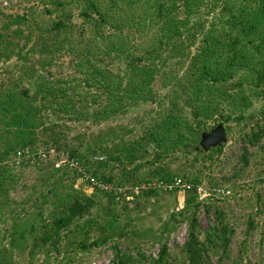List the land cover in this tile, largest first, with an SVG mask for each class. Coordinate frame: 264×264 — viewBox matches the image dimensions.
I'll use <instances>...</instances> for the list:
<instances>
[{
	"label": "trees",
	"instance_id": "1",
	"mask_svg": "<svg viewBox=\"0 0 264 264\" xmlns=\"http://www.w3.org/2000/svg\"><path fill=\"white\" fill-rule=\"evenodd\" d=\"M27 1L21 15L0 10V226L6 238L0 264H9V256L29 241L31 258L42 250L59 254L60 246L84 251L113 242L112 264L140 263L139 241L119 250L120 241L134 236L128 204L138 209L139 200L157 198L163 192L157 185L174 179L202 185L189 169L224 147L200 150L209 124H222L226 133L231 123L253 124L244 137L243 167L248 149L264 146V0H141L148 5L142 15L133 10L139 0H78L77 12L60 0ZM253 99L263 105L258 115L248 116ZM146 105L156 108L138 131L101 129ZM85 124L97 131L77 134L76 147L68 146L67 136ZM38 150L64 154L79 168L56 169L37 158L32 167L31 160L14 164L17 152ZM28 168L46 186L42 203L51 204L46 215L37 213L39 222H22L31 214L15 208L9 197L17 172ZM144 168L148 178L135 177ZM80 178L90 195L73 188ZM204 193L184 194L177 213L188 225L179 248L183 264H210L211 254L222 259L229 253L233 231L219 209L211 233L200 240L197 214ZM159 244L151 264H169L168 245Z\"/></svg>",
	"mask_w": 264,
	"mask_h": 264
},
{
	"label": "rangeland",
	"instance_id": "2",
	"mask_svg": "<svg viewBox=\"0 0 264 264\" xmlns=\"http://www.w3.org/2000/svg\"><path fill=\"white\" fill-rule=\"evenodd\" d=\"M66 4L73 12L78 11V0H60ZM153 1V0H150ZM20 3V4H19ZM6 4V6H4ZM30 5L27 0H0V10L4 13L12 15H21L26 7ZM133 10L139 15H142L143 8H148V5H143L141 0L133 2ZM75 23L80 25L81 21L74 19ZM1 24V22H0ZM86 38L91 39V32L87 29L84 31ZM144 37L151 34L150 30L143 31ZM65 62V61H64ZM14 64V60L9 64ZM62 70L66 72L68 64L65 62ZM2 65H0V69ZM58 72V70H55ZM159 85V83H158ZM159 91L162 95L164 91ZM263 103L253 99L252 109L247 114H259ZM155 106L146 105L142 108L135 109L127 113L124 117L119 118L116 122L104 125L101 129L108 127H121L134 129L138 131L141 123L144 122L145 114ZM252 123L248 120L240 124H229V132H227L228 142L224 144L221 152H212L208 157L210 160L204 163L197 162L193 169H189L190 173L201 178L200 187L205 193L200 198L203 203L197 214L200 240H204L206 234L211 233V229L216 224L215 210L219 209L225 214L226 221L229 223L233 231L229 244V253L226 258L210 255V264H260L264 262V147L249 148L248 166L243 167L241 155L243 149L247 146L245 136L249 135ZM212 124L207 126L209 132ZM211 128V129H210ZM226 129V127L224 126ZM105 130V131H106ZM97 131V128L90 127L88 124L75 126L72 134L67 136L66 144L71 147H76V142L72 138L79 133L88 136L90 133ZM84 147L82 148V150ZM208 153V152H207ZM193 156L190 157L192 159ZM15 160V157L13 158ZM13 159L11 162H13ZM29 167L34 165V161L28 163ZM20 165H18L19 167ZM175 168L174 166L172 167ZM17 172V171H16ZM18 180L15 188L9 192V197L16 203L14 207L24 212L31 214L29 217H24L22 222L41 221L40 215L37 213L47 214L51 211V204H43L39 194L46 191V186L42 187L41 183L37 182L38 174L31 168L28 170L17 172ZM115 177L118 172H115ZM149 171L147 168L139 171L135 177L148 178ZM86 179H79L74 183L73 188L76 191H83L84 194L90 195L91 189L86 184ZM152 185V184H151ZM220 186L221 188H216ZM122 190V189H121ZM219 190V191H218ZM137 191V189L135 190ZM121 193H124L122 190ZM168 194V195H167ZM184 197L180 193H160L157 198H151L149 202L139 200L140 206L135 209L136 203L128 204L130 219L133 223L130 224L128 230H133L134 236L132 240H122L119 242V250L124 252L126 247L132 244H140V252L143 258L140 263L136 264H151V259H156L160 249V242H166L171 255L169 264H183L179 258V248L184 244L187 238L188 225L185 220H180L177 213L184 207ZM27 204H24L27 201ZM100 200V198H99ZM102 203L108 205L107 202ZM206 207H209L206 212ZM23 212V213H24ZM172 216L174 219L172 220ZM251 225H248V221ZM249 221V222H250ZM125 223V222H124ZM176 225V229L169 232H164L166 228H171ZM7 228L10 222L6 223ZM123 226L124 224L121 223ZM3 228L0 226V244ZM96 234L90 236L88 243H91ZM6 239V238H2ZM4 245L7 241L4 240ZM30 241L25 246L24 251H14L12 256H9V264H112L114 260V243L109 242L99 247L81 250L76 246L69 249L59 247V254H45V251H40L34 258L28 255Z\"/></svg>",
	"mask_w": 264,
	"mask_h": 264
},
{
	"label": "built area",
	"instance_id": "3",
	"mask_svg": "<svg viewBox=\"0 0 264 264\" xmlns=\"http://www.w3.org/2000/svg\"><path fill=\"white\" fill-rule=\"evenodd\" d=\"M6 6V4H4ZM35 158L39 159V161H47L50 160L52 163H54V168L59 169L63 166H68L71 169H77L78 170V163L74 161H70L66 155L64 154H56L53 150L49 151H43L38 150L36 151V154H30L28 151L24 152H17L14 160L15 165H19L20 162L25 160H31V162L35 161ZM150 186V185H149ZM152 186V185H151ZM156 187V185H155ZM159 189L163 192L167 193H180V194H187L190 192H195L197 194H202L204 192V189L200 187L199 185L194 186L192 184H189L186 181H183L181 179H174L172 182L164 184V185H157ZM105 190H112L110 187H101ZM219 191V190H218ZM118 193H121L122 190L119 189L117 191ZM127 200H131L130 198H127Z\"/></svg>",
	"mask_w": 264,
	"mask_h": 264
},
{
	"label": "water",
	"instance_id": "4",
	"mask_svg": "<svg viewBox=\"0 0 264 264\" xmlns=\"http://www.w3.org/2000/svg\"><path fill=\"white\" fill-rule=\"evenodd\" d=\"M228 142L227 133L222 124H218L209 132L203 133L199 142V148L203 153L216 149ZM198 150V149H197Z\"/></svg>",
	"mask_w": 264,
	"mask_h": 264
}]
</instances>
